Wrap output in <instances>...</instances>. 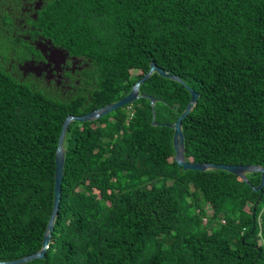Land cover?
Masks as SVG:
<instances>
[{
  "label": "trees",
  "instance_id": "trees-1",
  "mask_svg": "<svg viewBox=\"0 0 264 264\" xmlns=\"http://www.w3.org/2000/svg\"><path fill=\"white\" fill-rule=\"evenodd\" d=\"M5 34L0 262L42 247L64 119L121 99L154 62L181 82L154 71L132 103L67 126L49 244L22 264H264L260 173L182 170L166 125L188 87L185 160L263 165L264 0H0ZM39 40L68 55L55 89L8 69L42 60Z\"/></svg>",
  "mask_w": 264,
  "mask_h": 264
},
{
  "label": "water",
  "instance_id": "water-1",
  "mask_svg": "<svg viewBox=\"0 0 264 264\" xmlns=\"http://www.w3.org/2000/svg\"><path fill=\"white\" fill-rule=\"evenodd\" d=\"M158 72L161 76L169 77L173 80L181 82L177 76L167 74L160 68L156 66L154 62H150L149 70L139 79L137 80L133 86L131 87L130 91L121 99L106 104L100 108L91 110L86 114H82L79 116H72L68 115L61 126V131L59 134L56 150H55V167H54V181H53V202L51 212L47 221L46 229L43 234L42 240V247L35 253L29 254L27 256L10 260L6 262H0V264H22L25 262H29L36 258H42L46 248L48 247L49 240H50V233L53 228V223L55 216L57 215L59 199H60V186L61 180L63 177V163H64V151L62 148V142L64 139V135L67 129V126L71 121H91L94 119H98L99 117L111 112L112 110L124 106L126 104L132 103L135 99H137L139 95V85L143 83L152 72ZM190 93V99L187 103L183 112L177 117L176 121L173 123L166 124L169 128L173 129V136H172V147L174 150V161L178 167H181L182 170H197V171H204L207 169H221L226 170L238 177L242 180L247 182V178L245 173L247 172H259L260 173V182L256 187H252V190L259 191L261 190L262 186L264 185V163L262 166L258 165H251V164H213V163H205V162H188L184 158V144H183V134L181 131V121L182 119L190 112V110L195 106L197 102L198 94L194 92L192 89L186 87ZM145 98L150 100V105L152 107V125H157L154 120V102L155 99L151 96L144 95ZM255 206V205H254Z\"/></svg>",
  "mask_w": 264,
  "mask_h": 264
},
{
  "label": "rangeland",
  "instance_id": "rangeland-1",
  "mask_svg": "<svg viewBox=\"0 0 264 264\" xmlns=\"http://www.w3.org/2000/svg\"><path fill=\"white\" fill-rule=\"evenodd\" d=\"M15 39L5 34L4 37H0V55L6 53V49H9L8 56L10 59L17 50L18 46L13 48L11 45ZM35 47L38 48L43 55L42 60L35 61L30 59L22 65H18L16 69L10 65L8 69L12 74L18 79H25L31 83H40V86L48 84L53 81V86L51 89H55L58 85V80L60 79L62 70L66 67V62L68 59L67 53L55 46H52L48 41L39 40L35 43ZM4 58H0L2 60ZM69 66L72 67L74 63L69 59Z\"/></svg>",
  "mask_w": 264,
  "mask_h": 264
}]
</instances>
